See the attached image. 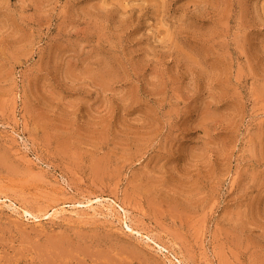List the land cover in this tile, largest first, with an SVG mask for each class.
Segmentation results:
<instances>
[{
  "label": "rangeland",
  "instance_id": "1",
  "mask_svg": "<svg viewBox=\"0 0 264 264\" xmlns=\"http://www.w3.org/2000/svg\"><path fill=\"white\" fill-rule=\"evenodd\" d=\"M0 264H264V0H0Z\"/></svg>",
  "mask_w": 264,
  "mask_h": 264
},
{
  "label": "bare ground",
  "instance_id": "2",
  "mask_svg": "<svg viewBox=\"0 0 264 264\" xmlns=\"http://www.w3.org/2000/svg\"><path fill=\"white\" fill-rule=\"evenodd\" d=\"M116 205H117L116 201H114L112 199L111 200L106 199V201H102V200H99L96 198V200H94V201L91 200V201L86 202L85 203V209L91 210L96 215H101L104 213L106 217H110V218L114 219L113 217H115V215L118 214V212H119V210L116 208ZM120 208L122 209L123 213H125L124 209L121 206H120ZM14 211L17 212L18 209L16 207H14ZM57 213H58L57 211L47 213L46 218H49V217L55 218L57 216ZM22 215H24L26 217H31L32 219L33 218L36 219V217L33 216V214L31 212L27 211L26 209L21 211V216ZM125 227L131 233H133V232L135 233V229H133L126 222H125ZM136 234H139V233L136 232Z\"/></svg>",
  "mask_w": 264,
  "mask_h": 264
}]
</instances>
